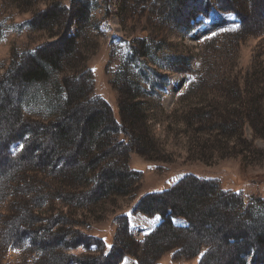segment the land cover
Instances as JSON below:
<instances>
[{
  "label": "rangeland",
  "instance_id": "rangeland-1",
  "mask_svg": "<svg viewBox=\"0 0 264 264\" xmlns=\"http://www.w3.org/2000/svg\"><path fill=\"white\" fill-rule=\"evenodd\" d=\"M211 1L215 3L214 8L207 16H198L194 23H190L193 29L186 33L185 26L189 23L185 17L177 18L168 14L166 23L162 25L153 26L154 23H149V0H86L89 10L85 18H76L68 27L70 18L76 14L74 11L73 14L59 15L54 23L41 24L40 29L33 25L38 16L52 10L54 6L67 10L72 0H0V83H8V73L10 75L27 68L30 64L28 60L38 50L58 41L61 44L55 49H63L64 34L74 38L70 51H66L70 56L62 57L58 63L62 64L61 71H51L48 82L38 88L36 94L39 98L27 97L24 106L21 105L19 110L24 120L43 124L53 120V102H58L60 97L64 101L66 93L60 96L58 90L53 95L51 92L72 76L79 77L78 83L84 85L86 91L84 100L89 99L91 106H95V98H99L118 114V106L123 101L135 98L141 122L134 124L132 133L138 134L145 124L146 145L143 149L134 150L132 147L130 152L122 149V158L127 156L128 159L127 170L138 175L126 191L114 189L96 204L84 197L78 202H59L48 198L42 210H33L35 213L41 212L42 219H48L47 212L56 216L61 213L65 215L63 226L57 228L69 230L64 255L80 257L95 253L89 257L99 258L101 252L98 253V246L91 247L90 252L75 246L87 237H101L107 253L113 242L125 252L140 258L143 264H199L204 254L194 259L193 254L199 245V236L194 232H190V235L180 234L182 238L174 242L160 241L158 249L147 244L129 246L127 239L124 240L121 235L125 227L124 220L130 218L132 239L142 243V239L156 225L141 215L132 217L138 204L143 203L147 195L168 191L192 177L216 186L209 194L212 198L218 192L237 197L252 205L250 210L254 217L259 212L264 220V138L255 136L248 123L242 128V125L229 127L225 135L218 128L210 131L204 129L203 122L198 123L195 119L196 110L214 111L220 115L238 104L228 92L227 83H233L234 89L236 83L240 84L242 92L238 93L245 104L252 97L263 100L261 109L264 110V0H259L260 5L256 8L252 6L255 0H230L234 2L232 7L235 12L249 26L245 24L246 30L237 35L223 33L240 29L241 22L234 14L219 11L220 7L227 8L223 0ZM217 2L223 4L218 6ZM77 3L82 6V1L78 0ZM188 5L192 4L188 1ZM156 21L159 22L158 19ZM253 65L259 75L254 80L247 79V73H250ZM178 70H187L189 73H179ZM197 74L203 82L181 101L179 97L187 91ZM89 77L91 87H88ZM248 87L256 89V92H248ZM10 92L5 91L0 96L5 98ZM56 93L59 95L54 97ZM117 120L121 127L118 117ZM263 129L258 126L254 130L261 132ZM117 136L119 141H129L121 133ZM131 136L130 144L133 143ZM20 150L19 143L11 147L12 154ZM7 163L8 160H1L0 167H5ZM36 166L31 168V173L41 180L43 186H38L39 183L31 191L26 186L28 181H18L19 187L24 189L20 198L18 191L12 189L15 187L12 183L13 187L8 188L5 198L0 202V214L4 216L10 211V214L19 216L20 213L15 212L14 208L18 199L29 203L37 201V204L39 201L35 198V189L41 191L44 188V191H48L45 186L54 181L47 174L38 173ZM108 167L111 169L112 164ZM31 173L28 175L31 176ZM98 181L101 182L99 187L105 184L100 177ZM94 185L93 180L84 191L88 192ZM252 196H258L260 202H254ZM239 216L238 223L254 228V225H249L247 217L242 219ZM173 224L177 227L187 226L178 218L173 219ZM247 228L241 227V233L245 236L249 234ZM2 231L0 241L4 237ZM185 241H191L196 246L193 254L186 251ZM212 246L215 250V245ZM225 248L224 260L230 259L233 247L227 245ZM176 249H183V252L174 253ZM3 250L0 247V264H35L39 258L32 255L33 251L28 254L11 249L3 253ZM103 264H111V261H103ZM122 264L137 263L130 257Z\"/></svg>",
  "mask_w": 264,
  "mask_h": 264
},
{
  "label": "trees",
  "instance_id": "trees-1",
  "mask_svg": "<svg viewBox=\"0 0 264 264\" xmlns=\"http://www.w3.org/2000/svg\"><path fill=\"white\" fill-rule=\"evenodd\" d=\"M77 1L72 0V5L70 3L71 7L67 10L62 7L57 9L54 6L52 10L38 16L33 25L40 29L41 24L54 23L59 15L73 14L75 11V16H72L71 21L67 23V26L70 27L72 21H75L76 18H85L86 12L89 10L86 6V0H79L82 1V6ZM188 1L192 4L191 6L188 5ZM223 1L224 4H222L227 8L220 7L219 11L234 14L241 22L240 29L223 34L237 35L245 31L246 26L249 28L246 20L233 9L234 2L230 0ZM217 3H219L218 6L222 5L220 2ZM173 5H176L175 8H172ZM254 5L256 8L260 5V1L255 0L252 6ZM214 6L215 3L211 0H157V2L149 0L147 7L149 11L147 13L151 18L147 21L154 23L153 26H158L166 23L168 14H172L177 18L185 17L189 23L185 26V31L189 33L193 29L190 23H194L198 16H207ZM255 8H251V10ZM151 13H154V15L152 16ZM63 38V49H55L61 44L58 41L38 50L36 55L28 60L30 64L27 68H19L18 72L14 71L10 75L8 73L7 75L10 76L8 83H0V95L5 91H11L5 98L0 96V105L2 106H0V161L3 159L8 160L5 167H0L2 168L0 170V202L5 198L8 188L13 187V184L15 187L12 189L18 191L17 194L21 198L24 189L19 187L18 181H28L26 186L31 191L39 183L38 186H43L41 180L31 173V168L37 164L39 166H36L37 169L35 170H38V173L44 176L47 174L54 181L45 186L48 191H44V188L41 191L35 189V198L39 201L37 204H35L37 201L29 203L24 199H18L19 201L14 208L15 212L20 213L19 216L10 214V211L4 216L0 214V231L3 229L1 234L4 236L3 241H0V247L5 249L2 251L3 253H6L9 249L22 251L23 253L26 251L28 254L33 251V256L41 257V259L37 258L35 264H92L93 261L96 264H103V261L108 260L111 261V264H121L126 257H132L137 264H143L140 258L134 257L130 252H125L113 242L111 251L104 254L101 238L96 239L93 237H87L85 241L78 243L75 247H83L90 252L91 247L98 246L97 251L98 253L101 252L99 258L89 257L95 253H88V255L80 257L64 255L63 249L69 230L64 228L57 230V228L63 226L65 215L61 213L56 216L51 212H47L48 219H42L41 212H33V210L43 209L48 198H53L54 201L59 202L68 200L78 202L84 197L85 200L90 199L91 202L94 201L92 203L96 204L101 199L106 198L114 189L126 191L138 175L127 170L128 159L127 156L122 158V149L124 152H130L132 147L137 150L143 149L146 145L145 124L138 134L132 133L134 124L141 122L138 119L139 108L137 102L134 101L135 98L131 97L128 101H123L118 106V114L99 98H95L97 100L94 103L96 107L91 106L92 103L89 99L84 100L86 91L83 89L84 85H79V77L70 76L66 78L62 81L63 84H58L51 92L53 95L54 91L58 90L60 96L61 93H66L64 101L60 100V97L58 102H53L54 114L51 116L54 117L53 120H50L47 124L34 120H24V116L19 109L21 105L24 106L26 98H39L36 93L40 85L48 82V75L51 71H61L62 64L58 63L62 57L70 56L66 51H70L69 47L74 38H68L65 34ZM51 47L52 50L49 49ZM254 66L250 73H247V79L254 80L255 76L259 75L255 72L256 68ZM178 72L189 73L187 70H178ZM239 80H236V82ZM202 82L200 75L197 74L187 91L179 99L181 101L185 100L189 92L193 88L199 87ZM88 87H91V78ZM235 88L233 83H227V89L231 93L232 99L238 102L232 110L220 115L215 114L214 111L196 110L195 119L198 120V123L203 122L204 129L210 131L218 128L225 135H227L226 132L228 131L226 130L229 127L242 125V128L248 123L255 132V136L264 138V129L261 132L254 130L258 126L264 128V110L261 109L263 100L252 97L246 104L255 105V107L249 108L238 93L242 92L240 84L236 83ZM246 89L248 92L252 91V94L256 92L254 88L248 87ZM28 90L31 92H28ZM34 91L35 94H33ZM58 95L59 93H56L54 97ZM229 107H227V110ZM117 117L122 123L121 127ZM119 133L129 141H119L117 138ZM130 136L133 140L131 144ZM216 137L218 136L214 138ZM18 143L21 144L20 152L12 154L11 147ZM109 164H112L111 169L108 167ZM29 173H31V176L28 175ZM99 177L101 181L103 179L106 185L103 183L104 185L99 187L101 184L98 181ZM92 179L95 181V185L87 192L86 190L93 182ZM214 188L216 186L212 183L192 177L181 181L166 192L147 195L143 199L144 202L138 204L134 213L147 217L158 215L162 219L161 225L148 235L141 244L132 239L128 231L127 220H124L125 227L121 233L123 239H127V243L132 247L147 244L158 249L161 245L160 241L161 243L165 241L174 242V240L182 238L180 234L190 235V232H194L197 237L199 236V247L194 246L191 241H185L184 245L186 251L191 254L195 251V247L197 248L193 254L194 259L204 254L199 264H264L263 218L261 219L259 212L254 217L250 210L252 205L245 203L243 200L240 201L239 198L237 199L232 195L218 192L212 198L209 194L213 192L212 189ZM84 189L86 190L84 191ZM251 199L254 202H260L258 196H252ZM238 216L242 219L247 217L249 225H254L252 229L245 225L246 228L248 227L247 232H249L247 236L241 233V227H245L242 223H238ZM4 217L6 218L5 221ZM174 218L182 219L187 226H175L172 222ZM211 235L216 236L217 239L210 238ZM212 245H215V250ZM227 245L232 246L233 249L230 252L231 258L224 260L223 252ZM182 250L176 249L174 253L181 254ZM86 260L88 261L86 262Z\"/></svg>",
  "mask_w": 264,
  "mask_h": 264
},
{
  "label": "crops",
  "instance_id": "crops-1",
  "mask_svg": "<svg viewBox=\"0 0 264 264\" xmlns=\"http://www.w3.org/2000/svg\"><path fill=\"white\" fill-rule=\"evenodd\" d=\"M153 221H154L153 223H155L156 226L160 223V220L158 217L154 218Z\"/></svg>",
  "mask_w": 264,
  "mask_h": 264
}]
</instances>
